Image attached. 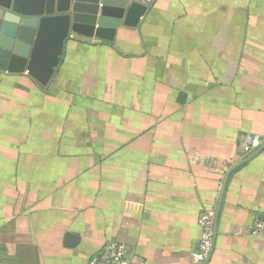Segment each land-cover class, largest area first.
Listing matches in <instances>:
<instances>
[{
	"label": "crops",
	"instance_id": "crops-1",
	"mask_svg": "<svg viewBox=\"0 0 264 264\" xmlns=\"http://www.w3.org/2000/svg\"><path fill=\"white\" fill-rule=\"evenodd\" d=\"M230 1L204 35L169 0L112 43L47 31L50 62L33 47L48 0H0L2 262L87 264L116 242L128 264H192L197 218L212 208L204 264H264V234L250 233L264 225V0L235 13ZM17 38L25 51L8 44ZM202 53L209 71L195 77ZM37 133L56 160L33 161ZM244 135L261 139L250 157Z\"/></svg>",
	"mask_w": 264,
	"mask_h": 264
},
{
	"label": "water",
	"instance_id": "water-1",
	"mask_svg": "<svg viewBox=\"0 0 264 264\" xmlns=\"http://www.w3.org/2000/svg\"><path fill=\"white\" fill-rule=\"evenodd\" d=\"M49 1L44 15L53 16L47 21L56 25L63 37L112 43L121 27L138 26L154 0H53L52 6ZM40 74L43 72L34 66L33 76ZM66 238L68 242L76 239L70 234Z\"/></svg>",
	"mask_w": 264,
	"mask_h": 264
},
{
	"label": "rangeland",
	"instance_id": "rangeland-1",
	"mask_svg": "<svg viewBox=\"0 0 264 264\" xmlns=\"http://www.w3.org/2000/svg\"><path fill=\"white\" fill-rule=\"evenodd\" d=\"M170 2H172L174 4V8L177 9L181 8V13L184 15V13H189V15H193L194 19H195V35L196 32L199 34L204 35L203 33H207L209 31V28L207 30L208 24L213 25L215 24L214 19L216 17H218V15H221L224 13V7H223V3L221 2V0H169ZM180 1H182L180 3ZM242 0H231L230 2H227L226 4H232L233 5V9H231V12L235 13L236 8L238 9L241 5ZM249 1V0H248ZM252 5L254 6V8H259L258 4L255 6L254 5V0H250ZM219 3L221 5V7L219 6ZM261 7V5H260ZM35 9V8H34ZM36 10L39 12L36 15V21H33V36L36 35H40L41 37H33V47L34 49H36V45L38 47L37 52L40 56H43L47 59H50V62L55 61L54 58H56V55L52 56V55H47L45 52L49 51L50 47H54L52 45V38L54 40H66L69 39L68 37H63L60 32L58 30V27L56 25H53V23L42 20L44 18L45 15H43L44 9L40 6L37 7ZM179 10V9H177ZM239 10V9H238ZM178 13L180 12L177 11ZM176 12V14H177ZM258 12V11H257ZM217 20V19H216ZM219 25V24H218ZM205 29V30H203ZM52 30H54V32L52 33ZM205 32H203V31ZM51 32L52 34V38H49L48 36L45 35V32ZM55 35L58 37H55ZM54 36V37H53ZM63 37V38H62ZM204 37V36H202ZM38 38V39H36ZM198 38V39H197ZM195 38V40H198V42H202L203 39L199 37ZM28 40V39H27ZM12 41H14V47H19L20 51L23 52L25 51V48L21 46V42L22 40H20V38L17 39H10L8 40V44L10 45V43H12ZM24 41V40H23ZM198 43V44H199ZM61 44V43H60ZM59 44V45H60ZM211 55L207 54V53H202V54H195V77H197V73H204L205 75H207L206 71L209 69V67L207 66V63L209 61ZM38 63L37 59H35V55H33V67ZM199 63H201L202 65H199ZM211 69H213V64L211 63L210 65V71H212ZM217 69V68H216ZM209 71V70H208ZM209 74V72H208ZM44 106V105H43ZM41 111H44L43 109ZM248 135H244L242 142L244 141L245 137ZM249 136H257V135H249ZM51 139V135L49 136ZM55 137V136H54ZM44 140H45V135L44 134H33V141L37 142V144L39 145L40 148H35L33 149V161H47L48 158L52 159V160H56V155L55 153L52 155H46V153L43 151L44 148H42L44 146ZM242 145V143H241ZM240 145V149L242 151ZM239 148V145H238ZM49 153V150H46ZM240 151V155L242 156V153ZM255 151V150H254ZM77 151L75 149H70L69 153H73L75 154ZM239 154V152H238ZM252 154V152L250 153ZM248 155H243V156H249ZM250 157V156H249ZM228 161V160H225ZM231 161V160H230Z\"/></svg>",
	"mask_w": 264,
	"mask_h": 264
},
{
	"label": "built area",
	"instance_id": "built-area-1",
	"mask_svg": "<svg viewBox=\"0 0 264 264\" xmlns=\"http://www.w3.org/2000/svg\"><path fill=\"white\" fill-rule=\"evenodd\" d=\"M261 146V139L258 136H246L242 142L241 148L244 154H250ZM221 165L222 171L226 165H230V161H224ZM214 222L215 212L212 208L203 209L197 218V226L199 228V240L197 247L190 253L192 264H204L210 257L214 243ZM250 233L253 236H261L264 234V225L261 222H255ZM127 248L125 245L108 242L99 253L93 255L87 264H128ZM0 264H5L0 260Z\"/></svg>",
	"mask_w": 264,
	"mask_h": 264
}]
</instances>
